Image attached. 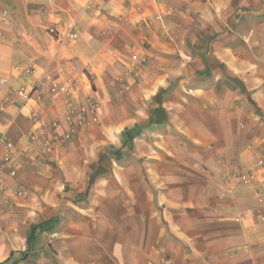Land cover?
I'll list each match as a JSON object with an SVG mask.
<instances>
[{
    "label": "crops",
    "instance_id": "crops-1",
    "mask_svg": "<svg viewBox=\"0 0 264 264\" xmlns=\"http://www.w3.org/2000/svg\"><path fill=\"white\" fill-rule=\"evenodd\" d=\"M10 158L0 264H264V0H0Z\"/></svg>",
    "mask_w": 264,
    "mask_h": 264
},
{
    "label": "built area",
    "instance_id": "built-area-1",
    "mask_svg": "<svg viewBox=\"0 0 264 264\" xmlns=\"http://www.w3.org/2000/svg\"><path fill=\"white\" fill-rule=\"evenodd\" d=\"M51 33H55V37L62 40H74L76 39V25L72 21L66 22L59 29H51ZM20 95H25V89L20 88L18 91ZM90 110H94V103L90 102ZM85 115V114H84ZM31 118L34 124L37 127L30 129L25 136L24 140L28 144H33L35 147L36 155L38 157L47 155L55 147V144L64 141H70L71 137L75 134L77 128L83 123L84 116L83 114L79 115L76 120H73V111L70 110L66 116L68 128L64 130L61 134H58L55 129L59 127V123L55 120L45 121L37 115L36 112L31 114ZM8 148L13 149L15 147L11 142L6 143ZM1 166H6L8 173L11 176L15 175V162L10 158L4 163L0 164ZM18 195L24 194L22 190L17 191Z\"/></svg>",
    "mask_w": 264,
    "mask_h": 264
},
{
    "label": "rangeland",
    "instance_id": "rangeland-1",
    "mask_svg": "<svg viewBox=\"0 0 264 264\" xmlns=\"http://www.w3.org/2000/svg\"><path fill=\"white\" fill-rule=\"evenodd\" d=\"M130 132H132V131H130ZM126 133H128V132H126Z\"/></svg>",
    "mask_w": 264,
    "mask_h": 264
}]
</instances>
